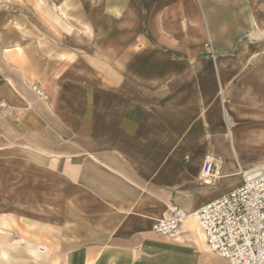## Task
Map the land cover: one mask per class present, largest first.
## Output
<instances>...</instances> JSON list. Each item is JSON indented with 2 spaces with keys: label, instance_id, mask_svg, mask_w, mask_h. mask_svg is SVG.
Wrapping results in <instances>:
<instances>
[{
  "label": "crops",
  "instance_id": "obj_1",
  "mask_svg": "<svg viewBox=\"0 0 264 264\" xmlns=\"http://www.w3.org/2000/svg\"><path fill=\"white\" fill-rule=\"evenodd\" d=\"M86 4L81 30L106 56L94 57L60 144L62 175L83 194L77 224L91 227L69 256L75 264H230L189 231L191 218L168 237L152 226L174 207L191 214L264 166V59L247 52L264 0ZM102 61L109 67L98 73ZM206 155L220 161L211 184L200 173Z\"/></svg>",
  "mask_w": 264,
  "mask_h": 264
},
{
  "label": "rangeland",
  "instance_id": "obj_2",
  "mask_svg": "<svg viewBox=\"0 0 264 264\" xmlns=\"http://www.w3.org/2000/svg\"><path fill=\"white\" fill-rule=\"evenodd\" d=\"M87 10L86 0H0V264H75L68 253L91 228L77 224L83 194L59 160L79 89L106 56L81 30ZM261 14L246 38L264 59Z\"/></svg>",
  "mask_w": 264,
  "mask_h": 264
},
{
  "label": "built area",
  "instance_id": "obj_3",
  "mask_svg": "<svg viewBox=\"0 0 264 264\" xmlns=\"http://www.w3.org/2000/svg\"><path fill=\"white\" fill-rule=\"evenodd\" d=\"M220 161L206 155L200 173L203 182L218 177ZM189 214L174 207L167 218L155 222L152 231L174 235ZM191 215L209 251L230 264H264V166L242 172V183L233 190L203 204Z\"/></svg>",
  "mask_w": 264,
  "mask_h": 264
},
{
  "label": "bare ground",
  "instance_id": "obj_4",
  "mask_svg": "<svg viewBox=\"0 0 264 264\" xmlns=\"http://www.w3.org/2000/svg\"><path fill=\"white\" fill-rule=\"evenodd\" d=\"M263 167V166H262ZM201 176H202V174H201ZM203 177V176H202ZM188 218H191V219H193V220H191V219H189V221H188V228H189V231H191V232H196V233H200L199 231V228H198V226H197V223H196V221H195V219L193 218V216L191 215V214H189L188 215V217H186L184 220H186V219H188ZM183 220V221H184ZM190 222H191V224H190ZM205 242V241H204ZM207 250H208V248H207Z\"/></svg>",
  "mask_w": 264,
  "mask_h": 264
}]
</instances>
